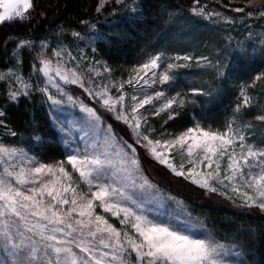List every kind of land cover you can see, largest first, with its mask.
<instances>
[{"label":"snow or ice","instance_id":"snow-or-ice-1","mask_svg":"<svg viewBox=\"0 0 264 264\" xmlns=\"http://www.w3.org/2000/svg\"><path fill=\"white\" fill-rule=\"evenodd\" d=\"M106 2L98 0L97 12L109 11ZM111 4V27L138 18L143 11L140 0H111ZM35 7L34 0H0V23L30 19ZM121 9H127L126 17L119 16ZM235 11L242 9L236 7ZM202 13V8L194 9V14ZM260 18L264 19V12ZM82 23L91 31L84 35L73 32L76 40L87 46L105 42L97 23ZM19 47L32 49L36 45L25 40ZM39 49L34 57L39 66L34 64L28 79L20 72L21 54L14 51L16 63L9 71H0V83L6 85L9 102L39 93L68 150L65 159L49 164L23 149L0 144V264H247L236 259L243 256L242 250H237L239 245L221 243L223 238L218 239L202 221L194 220L186 208L175 209L173 205L179 202L165 196L145 175L136 147L140 145L176 176L233 203L236 196L243 207L264 212V147L248 141L243 126L235 124V115L223 131L195 123L171 138L157 139L156 130L140 111L148 112L145 106L151 105L152 115L169 110V120L179 115L176 109L184 107L186 98L180 92L169 95L159 86H171L176 79L172 70L188 67L187 62L196 59L197 66L211 67L222 81L233 74L226 71L228 66L207 56H169L164 50L133 68L127 80L105 83V73L110 75L111 70L95 60L81 64L79 46L77 55L59 40L55 47L41 41ZM241 50L249 55L247 48ZM259 53L264 56V42ZM67 85H78L104 112L72 95ZM191 91L212 103V90L193 87ZM241 97L237 113L242 105L250 106V98L243 93ZM65 105L78 108L79 118L62 119ZM6 111L0 108V127L15 137L17 133L5 123ZM106 113L127 125L133 143L117 136ZM174 154L182 158L179 163ZM110 217L118 218L122 227L110 223Z\"/></svg>","mask_w":264,"mask_h":264},{"label":"trees","instance_id":"trees-1","mask_svg":"<svg viewBox=\"0 0 264 264\" xmlns=\"http://www.w3.org/2000/svg\"><path fill=\"white\" fill-rule=\"evenodd\" d=\"M210 0H140L143 11L138 18L125 20L111 27L110 34L105 35V42L98 43L94 53L97 58L107 64L113 76L126 79L133 68L143 63L149 56L166 50L167 52H183L187 46L196 51L209 50L210 46L219 47L218 41L209 40L211 36L206 28L195 27L190 15L193 7ZM212 5L222 6L227 0H212ZM244 1V0H239ZM246 1V0H245ZM35 9L31 18L24 21L7 22L0 25V70L13 64L12 52L21 41H36L56 37L69 41L73 32H83L82 21L95 22L101 13L97 12L98 0H34ZM109 17L112 6H105ZM195 27V28H194ZM203 30L201 33L197 32ZM197 33V34H196ZM24 73H29L33 63V53L28 49H20ZM228 81L221 83L213 94L212 103L203 99L197 103L184 106L176 111L179 115L164 124V131L177 135L193 126L196 120L206 124L221 122L222 115L231 110L233 99L241 89L251 88L264 98L262 82L257 77H264V56L242 58L236 60ZM0 108H6L5 123L17 135L13 139L20 140L26 147H32L33 153L43 163L53 164L65 159L66 151L59 143L58 135L52 128L44 107L36 100L21 98L17 103L7 100L6 90L0 84ZM254 118L252 112L248 113ZM258 130L264 131V122ZM4 140L9 141V137ZM6 137V138H5ZM41 139L36 141L35 139ZM188 203L202 205L201 210L217 238L238 243L245 251L248 264H264V216L247 209L244 213L233 214L227 206L217 201L203 200L200 194L183 189ZM201 201L202 204H199ZM198 209V208H197Z\"/></svg>","mask_w":264,"mask_h":264},{"label":"rangeland","instance_id":"rangeland-1","mask_svg":"<svg viewBox=\"0 0 264 264\" xmlns=\"http://www.w3.org/2000/svg\"><path fill=\"white\" fill-rule=\"evenodd\" d=\"M212 0H210L208 3H202L199 6L193 7L191 10V16L193 19H191L195 23V27H201V29L206 28L211 34L205 35L206 38L208 37L209 40H216L218 41L219 47L216 46H210L209 50H202V51H196V47L187 46V49L183 52H167L169 56H174L176 54L180 55H191L194 58H198L200 56H207L210 59L217 61L219 63H223L228 66L226 71H230L231 68L234 66V62L238 59L242 58H256L261 57L259 53V47L262 42H264V19L260 18V12H264V8L259 7L261 4H264V0H227V4H222V6H216L212 5ZM111 4V0H107L105 3L106 5ZM239 7L242 9V11L237 12L235 11V8ZM196 8H202L203 13L200 15L194 14V9ZM104 13V12H103ZM101 14L99 19H97L93 23H97V27L100 32L104 33V36L102 37L103 40H106L105 35L107 33L110 34L111 32V26L108 25V21H110L113 17L108 16L107 14ZM219 15H215V14ZM111 14V13H110ZM119 16L120 17H126L127 16V9H121L119 10ZM211 15V18L209 16ZM228 18V19H225ZM2 23H0L1 25ZM194 27V28H195ZM197 32L201 33L203 30ZM91 30L89 28L83 27V32L81 33L84 35L85 33H89ZM251 31L252 35L251 38L249 37V32ZM197 34V33H196ZM71 37V40L65 41L62 40L59 37H54L51 39H44L36 41L34 39H31L30 41H33L36 45L35 48L28 49L29 52H32L34 57L39 53V45L41 41H46L49 45L52 47H55L58 40L63 43V45L69 49V51L72 52L73 55H77V48L79 46V54L82 55L83 59L80 61L81 64H84L86 62H92V61H99L101 64L106 65V67L109 69L106 63L102 61V59L97 58V56L94 55L95 52L91 50L92 47L97 48V44L92 46H87L85 41L76 40L75 37H73L72 33L69 35ZM20 45V44H19ZM19 45L14 51L20 52ZM242 47L247 48L249 55L245 56L242 53ZM255 49V51H253ZM13 51V52H14ZM12 52V54H13ZM86 54V55H84ZM49 58L53 60V63H55V57L51 56L49 53ZM33 57V63L31 65V70L29 73H24L23 69H20L21 74L24 76L25 79H28L30 75L33 73V66L34 64L38 65V62L34 60ZM150 57V56H149ZM148 57V58H149ZM147 58V59H148ZM147 59L144 61L146 62ZM16 61L13 59V65H15ZM181 63H185L181 61ZM188 67L180 68L176 70H172L176 74V79L174 82H170L171 86L169 84H165L163 86H159L160 90L166 91L169 95H175L176 92H180L185 98L186 103L184 106L197 103L203 99H208L206 96L203 95H196L191 91L193 87L201 88L205 92L212 90L213 94L217 92L219 89V86H221V83H224L227 80H221L218 76L215 75L214 70L211 67L207 66H197V60L193 59L192 61L187 62ZM9 66L5 70H0L7 72L11 68ZM68 67H72V65H68ZM102 73H104V68L99 69ZM132 73V72H131ZM130 73V74H131ZM106 79L105 83H107L109 80H127L119 77L113 76V73L111 72L110 75L105 73ZM95 78V77H94ZM262 82V85L260 88H264V77L259 79H256L255 87H257L258 82ZM33 85L36 84L35 78H32L30 81ZM3 84V83H0ZM221 84V85H220ZM6 90V85L3 84ZM67 90L70 91V93L80 99H83L85 103H88L90 106H95L98 111L104 112V110L100 107L99 104L96 103L95 100H93L91 97L87 95V93L84 92L83 89H81L78 85H67L65 86ZM145 91H148L149 94L150 90L145 89ZM247 95L250 98V106L244 107L243 105L240 108L239 113L236 112V104L241 101L242 97L241 94ZM115 95V91L113 92ZM132 93L130 92L129 95ZM142 95V93H139ZM7 95V90H6ZM25 98V97H21ZM20 98V99H21ZM28 99V98H27ZM31 101L36 100V102L39 103L40 106L44 107L47 116L49 118V121L51 123L52 128L55 130V132L58 135L59 143L62 145L65 151H67V145L63 142L61 139L62 134L59 132V130L55 127V125L52 122V115L53 113L49 109V106L47 103H45L39 93L34 92ZM19 101V100H18ZM17 103V102H12ZM66 111L62 114L61 118L65 120H73L78 119L81 113L79 112V109H73L70 105H65ZM146 108L149 109L148 112H144V109H141L140 111L144 113V115L147 117V122L150 128H153L156 130L155 137L154 138H171L173 135L168 134L164 131V124L165 121H169L168 115L170 114L171 110L169 112L161 113L159 116L152 115V106L146 105ZM159 105H157V108ZM175 108V106H174ZM177 110V109H176ZM252 112L253 115H255L254 118H250L248 116V113ZM107 116V122L111 123L113 125V129L117 133V136L119 138H122L123 140L127 141L128 143H133L134 140L130 136V129L125 125L122 121H118L115 119L114 116L111 114H105ZM236 117L235 124L237 126H243L242 131L248 138V141L257 146V147H264V131L258 130L259 124L263 123L264 120L259 119L260 116H264V98H260L258 91L256 89L251 88V91L249 89L244 88L241 89L238 94L233 99V102L231 104V110L228 112L223 113L221 122H216L214 124H206L201 122V120H196L195 123H199L204 127H211L214 130H225L226 125L229 121L233 120V117ZM193 124V125H194ZM0 135L8 136L10 139L4 140L2 136H0V144H2L5 147H16L19 149H23L25 152L28 153L29 156L36 157L39 159L32 151V147H25L22 143V141L17 140L15 141L13 139V136L10 135L4 128L0 127ZM5 137V138H6ZM38 141L37 139H35ZM137 150L140 154L142 164L145 168V175L151 180L153 183L157 184L161 191L165 194V196H170L175 198V201L179 202L174 204L173 206L177 211H180L181 207L186 208L188 212L192 214V218L194 220H199L204 223V225L212 230L213 228L210 227V224L207 222V218L205 217L204 213L199 210V208L202 205H193V203H188V197L183 191V189H187V191L192 192L194 194H200L201 198H206L210 201H217L221 202L225 206L229 208V210L233 214H240V212H245L247 209L252 210L253 214L257 213L258 215L264 216V212L258 211L255 208H245L242 206L241 201L238 197L233 196V199L236 201L233 203V200H229L226 196L219 195L218 193H211L206 189H202L199 186L191 183V181L186 180L183 177L176 176L175 174L171 173V171L164 165L159 164L157 161L152 159V157L146 152L145 149H143L140 145H136ZM239 151V149H237ZM175 155V154H174ZM182 158L179 155H175V160L177 163L180 162ZM40 160V159H39ZM185 164L187 162L185 161ZM70 168V166H69ZM78 175V174H76ZM245 189H242V191ZM83 191H87V188L84 187ZM249 194H253L252 192H249ZM229 195H233L231 192H229ZM203 199V200H206ZM199 204H202L201 201H199ZM198 208V209H197ZM97 212L99 214L108 215L110 214H104L102 209H97ZM110 223H113L116 225V227L120 228L122 227L119 224V219L116 217H110ZM231 242V243H230ZM221 243L229 244V246H235L239 245L236 242L229 241V240H221ZM238 251L243 252L242 257H236V259H243L245 260V251L244 249L239 245ZM247 262V261H246ZM248 264V263H247Z\"/></svg>","mask_w":264,"mask_h":264}]
</instances>
